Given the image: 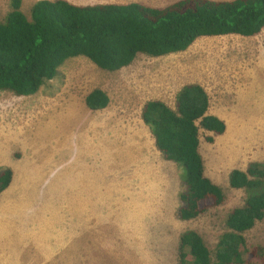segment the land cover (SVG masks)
Returning <instances> with one entry per match:
<instances>
[{"label": "rangeland", "instance_id": "1", "mask_svg": "<svg viewBox=\"0 0 264 264\" xmlns=\"http://www.w3.org/2000/svg\"><path fill=\"white\" fill-rule=\"evenodd\" d=\"M36 1L21 0L25 15ZM68 1L161 8L177 0ZM9 10L10 0H0V21ZM188 83L205 89L209 113L226 125L220 135L199 130L204 174L224 200L206 201L199 215L183 220L181 168L156 148L141 114L149 100L174 109ZM94 88L107 94L105 108L86 106ZM260 162L264 28L252 36L199 37L159 57L138 54L113 71L84 56L69 58L33 95L0 91V168L13 173L0 194V264H178L186 231L215 248L229 212L247 196L230 186L229 173ZM244 236L248 248L264 245V218Z\"/></svg>", "mask_w": 264, "mask_h": 264}, {"label": "trees", "instance_id": "2", "mask_svg": "<svg viewBox=\"0 0 264 264\" xmlns=\"http://www.w3.org/2000/svg\"><path fill=\"white\" fill-rule=\"evenodd\" d=\"M263 28L264 0H177L161 8L137 2L78 5L38 0L29 16L21 10V0H10V10L0 21V91L33 95L76 56L113 71L138 54L159 57L183 51L199 37L252 36ZM108 102L100 88L85 97L90 110L105 108ZM208 109L205 89L188 83L176 93L174 109L161 100H149L141 114L156 148L181 168L184 190L178 217L183 220L199 215L206 201L218 206L224 200L221 188L204 174L199 153L200 128L215 135L226 129ZM12 174L10 167L0 168V194ZM228 180L232 188L247 191L244 204L229 212L226 230L213 250L196 231L182 233L178 264H264V245L248 248L244 236L264 218V162L251 163L246 171L233 169Z\"/></svg>", "mask_w": 264, "mask_h": 264}, {"label": "crops", "instance_id": "3", "mask_svg": "<svg viewBox=\"0 0 264 264\" xmlns=\"http://www.w3.org/2000/svg\"><path fill=\"white\" fill-rule=\"evenodd\" d=\"M208 111H209V109H208ZM212 114V113H211ZM13 178H14V176H13Z\"/></svg>", "mask_w": 264, "mask_h": 264}]
</instances>
